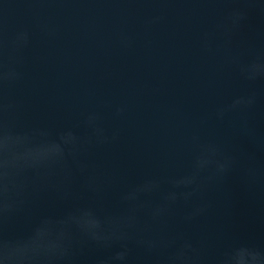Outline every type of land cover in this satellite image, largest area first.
<instances>
[{
  "label": "water",
  "instance_id": "95a60500",
  "mask_svg": "<svg viewBox=\"0 0 264 264\" xmlns=\"http://www.w3.org/2000/svg\"><path fill=\"white\" fill-rule=\"evenodd\" d=\"M0 264H264V0H0Z\"/></svg>",
  "mask_w": 264,
  "mask_h": 264
}]
</instances>
